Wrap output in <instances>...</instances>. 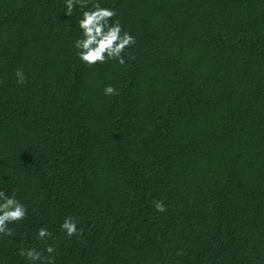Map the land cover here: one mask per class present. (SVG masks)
I'll use <instances>...</instances> for the list:
<instances>
[{"label": "trees", "instance_id": "obj_1", "mask_svg": "<svg viewBox=\"0 0 264 264\" xmlns=\"http://www.w3.org/2000/svg\"><path fill=\"white\" fill-rule=\"evenodd\" d=\"M99 2L124 65L78 59L83 9L0 0V190L28 209L0 264H264V0Z\"/></svg>", "mask_w": 264, "mask_h": 264}, {"label": "clouds", "instance_id": "obj_2", "mask_svg": "<svg viewBox=\"0 0 264 264\" xmlns=\"http://www.w3.org/2000/svg\"><path fill=\"white\" fill-rule=\"evenodd\" d=\"M77 7L83 9L78 21L82 37L74 42V47L79 50L78 59L88 67L105 64L111 60L124 65L125 52L135 45L136 39L124 30L119 19H115L116 10L102 6L99 0H65L67 16H71ZM15 76L18 84L26 82L23 71L17 70ZM118 94L112 85L104 88L105 96ZM153 204L157 212L167 211L164 201H153ZM27 214V207L17 198L15 191L11 195H6L5 191L0 190V238L14 236L15 231L9 225L24 221ZM61 231L68 237L82 235V230L78 228V222L73 216L63 220ZM52 237L53 233L45 227L37 230V239L40 241ZM19 255L29 264H55L57 249L53 244H46L42 251L36 247H22Z\"/></svg>", "mask_w": 264, "mask_h": 264}]
</instances>
